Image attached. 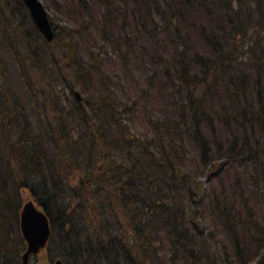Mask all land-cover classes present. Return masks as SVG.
I'll return each mask as SVG.
<instances>
[{"label":"trees","instance_id":"1","mask_svg":"<svg viewBox=\"0 0 264 264\" xmlns=\"http://www.w3.org/2000/svg\"><path fill=\"white\" fill-rule=\"evenodd\" d=\"M91 1L87 16L75 8L73 34L51 22L47 43L22 0H0V264H19L26 198L48 218L45 260L264 264V0H139L128 12L123 0ZM126 15L152 43L164 33L162 73L183 98L162 118L143 105L140 128L128 123L138 98L114 96L105 47L89 49L86 61L76 53L77 40L96 43L93 29L113 49ZM61 63L80 100L63 93ZM217 87L227 100L212 108L205 102ZM169 127L192 142L208 181L232 171L229 199L209 200L216 233L191 213L202 200Z\"/></svg>","mask_w":264,"mask_h":264},{"label":"rangeland","instance_id":"2","mask_svg":"<svg viewBox=\"0 0 264 264\" xmlns=\"http://www.w3.org/2000/svg\"><path fill=\"white\" fill-rule=\"evenodd\" d=\"M44 8L46 9L48 18L51 19L50 23L53 22L57 31H61L62 34L67 30L69 33L74 32V29L78 27V16L75 8L84 7V14L87 16L86 10L93 4L91 0H40ZM125 3H124V2ZM123 6L126 8L125 11L128 12L130 9L132 10L134 7V3L139 2V0H123ZM135 1V2H134ZM122 2L120 3L122 5ZM57 3V6H56ZM95 10V8H93ZM28 13V12H27ZM127 16V15H126ZM122 23V24H121ZM117 25V26H116ZM116 28L114 30L115 36L119 37L121 41L117 44H114L116 49L115 51L120 52L122 55L115 52L110 45L106 44L97 36V31L93 29L91 33V37L96 39V43H85L82 40H77L78 45L76 48V53L83 60H87V53L89 49L95 51L97 45L104 46V52L100 54V62L104 67V71L108 74L109 80L113 84L112 90L114 92V96L120 103H128L132 99L133 96L138 98V104H136V115H130V121L128 123H132L133 126L140 128L143 124L141 116H142V106L146 105L148 109L150 108L152 112L161 118L164 116L166 111H169L170 108L174 105H177L182 99V93L178 95L176 91V83L173 81L165 82L162 66L163 59L169 57V54L166 49L165 44V36L164 33H155L154 43L153 40L150 39L149 32L145 29L136 27L132 19L128 16L126 18L119 17L117 19ZM64 28V29H63ZM120 31V32H119ZM109 31L105 30V35L108 34ZM73 34V33H72ZM190 41L191 38H189ZM159 41V43H157ZM88 42V41H87ZM193 42V41H192ZM193 46L196 47L193 42ZM53 51L58 52L57 45H53L51 47ZM126 54V55H125ZM121 59H120V57ZM60 73H63L65 79L62 80V89L63 93L68 90H76V88H71V81L73 80L72 74L67 73L66 70H63V63L60 64ZM13 75L12 78L18 79L19 73H15L14 64L12 63ZM14 73L16 76H14ZM29 79L35 81L36 77L35 72H31V70L26 71ZM36 82V81H35ZM175 85H174V84ZM72 84V83H71ZM145 88V89H144ZM147 92V95H144L142 91ZM77 91V90H76ZM182 92V91H181ZM129 98V99H128ZM206 100V104L208 106H212V108H217V106L221 103L226 102L225 94L222 90L217 87V90L211 93V97ZM129 100V101H128ZM174 101V105L171 104ZM217 123V120L214 121ZM180 128V124H179ZM216 129L215 134L217 138L222 140L223 133L221 134L220 129ZM171 138L179 144L180 150L182 152L181 157L185 164V169L191 172V178L194 181L196 195L198 199L202 200L201 205L193 206V215L194 218H199L205 227L217 232L213 223L211 222V205L209 204V200L217 197L224 196L229 199L230 188L232 182L234 180L232 171L229 170L226 173H221L218 179H213L208 181L207 179V171L200 169L199 165V157L196 153L194 145L192 142H189L187 139L180 140L179 136L176 133H173L172 127H169ZM240 170V168L238 169ZM82 173V172H80ZM81 176L74 175L71 178V183L76 184L78 179ZM242 188V185L240 184ZM244 188V187H243ZM247 191H245L246 193ZM244 193V194H245ZM247 196V194H245ZM248 201V199H247ZM261 200L260 207L261 212L259 211L257 215V224H264V201ZM251 203L255 202L252 198ZM45 260V258H41L40 256H31L29 258V263H34L37 261Z\"/></svg>","mask_w":264,"mask_h":264},{"label":"water","instance_id":"3","mask_svg":"<svg viewBox=\"0 0 264 264\" xmlns=\"http://www.w3.org/2000/svg\"><path fill=\"white\" fill-rule=\"evenodd\" d=\"M32 23L47 43L53 39V29L46 9L40 0H22ZM73 94L77 100L80 96L76 90ZM18 230L24 242V249L19 257V264H61V260H42L29 263L31 256L45 258V248L50 235L49 222L46 214L36 203L26 198L20 205L18 212Z\"/></svg>","mask_w":264,"mask_h":264},{"label":"flooded vegetation","instance_id":"4","mask_svg":"<svg viewBox=\"0 0 264 264\" xmlns=\"http://www.w3.org/2000/svg\"><path fill=\"white\" fill-rule=\"evenodd\" d=\"M81 182V181H80Z\"/></svg>","mask_w":264,"mask_h":264}]
</instances>
